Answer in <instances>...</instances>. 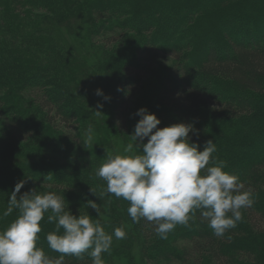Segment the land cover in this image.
Instances as JSON below:
<instances>
[{
	"label": "trees",
	"instance_id": "16d2710c",
	"mask_svg": "<svg viewBox=\"0 0 264 264\" xmlns=\"http://www.w3.org/2000/svg\"><path fill=\"white\" fill-rule=\"evenodd\" d=\"M179 1L0 0V211L23 180L18 197L55 192L73 215L97 219L87 206L93 201L106 232L124 227L126 238L114 240L105 264L135 257L139 264H264V0ZM216 25L217 35L208 34ZM160 54L169 64L139 99L143 107L158 128L192 124L190 142L202 151L212 140L224 171L253 192L254 205L224 237L197 211L189 227L159 239L151 223L132 222L127 201L105 196L95 175L106 154L131 142L141 109L135 94ZM89 126L95 149L85 143ZM17 215L0 219V231ZM41 228L38 245L58 256L45 238L55 229L47 214Z\"/></svg>",
	"mask_w": 264,
	"mask_h": 264
},
{
	"label": "clouds",
	"instance_id": "9594fccd",
	"mask_svg": "<svg viewBox=\"0 0 264 264\" xmlns=\"http://www.w3.org/2000/svg\"><path fill=\"white\" fill-rule=\"evenodd\" d=\"M95 94L110 99L100 89ZM135 115L140 119L124 154L107 155L96 170V177L106 184L104 195L127 201L132 222L151 223L159 239L166 240L178 225L189 227L197 211L216 237H224L242 221L241 210L254 205L252 190L245 189L239 176L224 171L226 165L214 156L217 148L212 140L206 141L202 151L200 145L190 142L189 134L196 135L192 124L158 128L161 121L147 109L141 108ZM92 140L89 126L85 143ZM24 184L21 180L15 185L7 207L0 211V219L18 212L0 231V264H65L66 257L79 261L85 255L91 264H105L103 254L110 253L114 240L126 238L123 226L105 231L100 222L104 214L97 203H87L97 219L89 214L76 216L64 195L55 192L31 189L18 197ZM46 214L47 223L55 224L45 238L48 248L59 254L56 257L38 245Z\"/></svg>",
	"mask_w": 264,
	"mask_h": 264
},
{
	"label": "rangeland",
	"instance_id": "374dc122",
	"mask_svg": "<svg viewBox=\"0 0 264 264\" xmlns=\"http://www.w3.org/2000/svg\"><path fill=\"white\" fill-rule=\"evenodd\" d=\"M176 1H177V3L179 2V4H180V1L179 0H176ZM248 2H249V0H248ZM244 7H246V5H244ZM262 7L263 6H261V8ZM257 9H258V7H257ZM217 28H218V25L213 26V29L207 31V33L209 32L208 34H211V35H214L215 34V35H217V32H219L217 30ZM107 38L108 37L105 36L103 38L97 39L96 40L97 45L104 46V44L108 41ZM128 44L129 43L124 42L123 43V47L127 46ZM107 46L110 47L111 45L110 44H107ZM119 48H120V45H119ZM100 51L102 52L103 50L101 49ZM158 60H159L158 61V65L155 67V71L146 78V80H145L144 84L142 85V87L135 94L136 97L134 98L133 104L136 106V108H144L143 107V103L144 102L142 100H139V99H141V97H142L143 93L145 92V90L146 89H149L151 87V84H153V82H155L156 80H158L163 75V73L165 72L164 70H166V67H168L169 62H168L166 56L160 54ZM37 93L38 92H32V94H37ZM120 122L121 121H118V122L115 123V121H113V125H114V127L117 128V131H119V133H122V131L120 130V129H122V126H121ZM56 126H59V125H56ZM85 140H86V135H85ZM90 147L92 149H95L96 148V142H95V140L94 141L92 140V142L90 143ZM119 154H124V153H119ZM106 156H107V154H106ZM106 156L102 159V162H101L102 164L105 162ZM139 260L140 259H138L137 257H135L133 260H130L131 261L130 263L121 262L120 264H139V262H141Z\"/></svg>",
	"mask_w": 264,
	"mask_h": 264
}]
</instances>
